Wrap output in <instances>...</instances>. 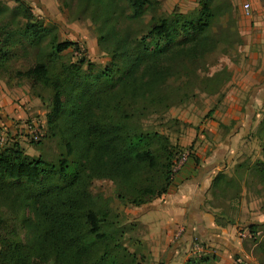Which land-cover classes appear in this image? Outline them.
<instances>
[{
  "label": "trees",
  "instance_id": "1",
  "mask_svg": "<svg viewBox=\"0 0 264 264\" xmlns=\"http://www.w3.org/2000/svg\"><path fill=\"white\" fill-rule=\"evenodd\" d=\"M69 1L97 23L99 39L112 43L109 65L93 74L81 60L56 64L73 42L58 41L54 25L34 20L25 0L0 4V63L16 47L36 50L33 64L15 74L49 91L46 135L60 148L48 161L24 154L17 143L0 146V264L131 261L120 244L121 224L104 198L88 191L89 182L110 180L116 198L134 207L165 193L182 150L142 119L181 103L186 89L210 92L197 73L205 55L239 43L229 0H197L185 13H165L158 0H63ZM144 14L145 26L134 34L130 22ZM213 24L219 33L210 35ZM221 71L228 78L223 67L208 81ZM255 133L260 159L250 170L264 186V118ZM221 183L219 191L234 182L215 174L212 188Z\"/></svg>",
  "mask_w": 264,
  "mask_h": 264
},
{
  "label": "rangeland",
  "instance_id": "2",
  "mask_svg": "<svg viewBox=\"0 0 264 264\" xmlns=\"http://www.w3.org/2000/svg\"><path fill=\"white\" fill-rule=\"evenodd\" d=\"M14 1L0 0V4L11 7L15 4ZM25 1L30 6L34 20L41 21L44 25H54L53 31L58 41L70 40L73 42V45L57 54V65L81 60L80 68L90 74L109 65L111 41L109 38H106L107 40L99 39L101 33L97 23L93 22L86 13L79 12L71 1L65 4L63 0ZM196 1L158 0V6L159 10L165 13L172 9L185 13L197 7ZM229 1L233 6L232 22L234 25L232 27L238 32L239 21L246 18L241 8L244 0ZM96 13H98L97 10ZM147 17L148 15L144 14L137 20H131V31L134 34H139L140 29L144 28ZM216 33H219V27L217 24H213L210 35ZM239 44L240 37L238 44L216 46L205 55L204 67L199 68L197 73L200 78L207 80L206 84H203L207 89L211 88L210 92L197 88H192L191 91L186 89L188 97L185 100L171 105L161 114L148 115L142 119V124L166 134L178 151V147L184 150L185 148L180 145V142L182 143L186 139L187 133L195 132L200 123L204 119H209L213 114L212 111L217 109L218 101L230 76L229 66L239 59ZM35 52L34 49L23 50L22 47H16L11 50L9 57L0 63V112L5 114V116L0 115V128L6 136L5 142L1 146L6 147L17 143L24 154L31 157L39 155L45 160L53 161L60 152V148L56 138L46 135L45 114L49 110L50 93L47 89L30 85L27 79L15 74L17 70H23L33 64ZM223 67L229 72L228 78L224 79V73L221 71L214 83L209 82L207 77ZM198 88H200V84ZM8 106L12 107V110H7L5 113ZM209 110H211V115ZM2 117H5V120H2ZM28 125L37 127L39 132L37 141H32L33 139L27 131ZM241 175V179L231 176L234 183L226 186L222 189L223 191L218 190L217 196H210L207 201L209 206L215 207V222L229 223L230 227L234 226V228L232 227L234 238H231V244L236 246L234 248L238 253L232 254L222 245L210 242L206 237L195 233L190 240L188 249L184 252V249L180 247L177 250L178 254L170 262L171 255L166 257L169 246L162 251L159 250L165 237L164 230L160 226V222H163L164 219L153 218L152 210L137 217L141 209L127 205L116 198L114 184L108 179H91L88 191L92 195L104 198L121 224L123 230L120 244L132 258L131 261L126 259L127 264H184L186 260L189 264H216V256L219 255L215 254L214 250L225 252V256H228L229 263L225 261L224 264H264V225H259L260 222H256L257 216L261 213L264 214L261 208L264 186L250 170L246 174L241 173ZM256 198L257 202L248 201ZM146 213L148 214L146 215ZM147 219L150 220L148 229L153 230L156 235L151 236L147 226L143 223ZM251 224L254 226L252 233L248 232L246 227ZM215 238L221 239V235ZM194 244L197 245L198 250Z\"/></svg>",
  "mask_w": 264,
  "mask_h": 264
},
{
  "label": "crops",
  "instance_id": "3",
  "mask_svg": "<svg viewBox=\"0 0 264 264\" xmlns=\"http://www.w3.org/2000/svg\"><path fill=\"white\" fill-rule=\"evenodd\" d=\"M244 2L248 4L249 13L238 25L239 59L229 66L230 76L217 109L212 115L209 110V119H204L195 132H188L186 139L180 142L187 155L175 169L168 190L135 206L141 209L137 217L152 210L153 218L164 219L160 226L165 237L159 250L169 246L166 256L171 255L169 262L180 247L184 252L188 249L195 233L222 245L232 254L238 253L231 244L234 226L215 222V207L209 206L207 201L210 196H217L216 192L222 187L221 183L212 188L215 174L241 179V173L246 174L260 159V139L255 132L258 122L264 118V0ZM7 110L12 107L8 106L4 112ZM0 115L5 116L3 112ZM149 221L143 222L147 229ZM261 221H264L262 213L256 222ZM149 231L151 236L155 234ZM219 235L221 239H216ZM214 253L219 255L216 264L229 261L225 252L214 250Z\"/></svg>",
  "mask_w": 264,
  "mask_h": 264
},
{
  "label": "built area",
  "instance_id": "4",
  "mask_svg": "<svg viewBox=\"0 0 264 264\" xmlns=\"http://www.w3.org/2000/svg\"><path fill=\"white\" fill-rule=\"evenodd\" d=\"M241 8H242V12H243L244 15H247L249 13V11H248V4L246 2H244L241 5ZM27 131L30 134L31 139H33V140L38 139L39 132H38L37 127L32 126V125H28L27 126ZM5 139H6V136H5L2 128H0V146L3 144V142H5ZM186 155H187L186 152H182L181 153V155L179 156V158L174 163L173 170H175L177 168V166L179 164H181L186 159ZM194 245H195L194 247L198 250L197 245L196 244H194Z\"/></svg>",
  "mask_w": 264,
  "mask_h": 264
}]
</instances>
